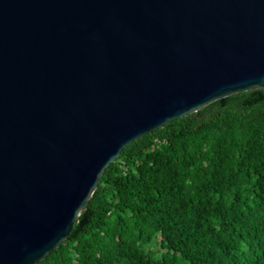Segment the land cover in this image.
Here are the masks:
<instances>
[{"label":"water","instance_id":"water-1","mask_svg":"<svg viewBox=\"0 0 264 264\" xmlns=\"http://www.w3.org/2000/svg\"><path fill=\"white\" fill-rule=\"evenodd\" d=\"M264 89V0H0V264L70 234L130 142Z\"/></svg>","mask_w":264,"mask_h":264},{"label":"trees","instance_id":"trees-1","mask_svg":"<svg viewBox=\"0 0 264 264\" xmlns=\"http://www.w3.org/2000/svg\"><path fill=\"white\" fill-rule=\"evenodd\" d=\"M154 138L166 143L150 150ZM35 264H264V89L128 143Z\"/></svg>","mask_w":264,"mask_h":264},{"label":"built area","instance_id":"built-area-1","mask_svg":"<svg viewBox=\"0 0 264 264\" xmlns=\"http://www.w3.org/2000/svg\"><path fill=\"white\" fill-rule=\"evenodd\" d=\"M166 141L160 138H154L151 145H150V150H154L159 148L161 145L165 144Z\"/></svg>","mask_w":264,"mask_h":264},{"label":"rangeland","instance_id":"rangeland-1","mask_svg":"<svg viewBox=\"0 0 264 264\" xmlns=\"http://www.w3.org/2000/svg\"><path fill=\"white\" fill-rule=\"evenodd\" d=\"M153 247H154V248H156V249H158V247H157V245H156V244H154V245H153Z\"/></svg>","mask_w":264,"mask_h":264}]
</instances>
